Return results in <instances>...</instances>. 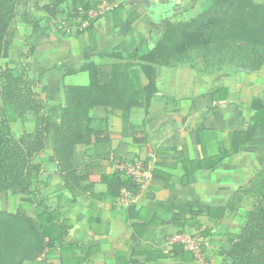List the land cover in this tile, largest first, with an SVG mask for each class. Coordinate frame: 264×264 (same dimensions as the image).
I'll return each mask as SVG.
<instances>
[{"label": "crops", "instance_id": "0c3cea01", "mask_svg": "<svg viewBox=\"0 0 264 264\" xmlns=\"http://www.w3.org/2000/svg\"><path fill=\"white\" fill-rule=\"evenodd\" d=\"M141 2L163 8L166 23L186 22L209 5L111 0L102 13L59 30L61 11L49 17L43 8L49 0H18L0 69L19 74L30 36L20 16L27 12L40 19L28 76L39 78L37 92L57 121L67 107L66 89L89 85L85 65L96 66L108 84L114 66L131 64L134 82L145 87L147 78L128 56L150 51L162 27ZM154 82L147 104L89 110L93 133L69 157L50 147L36 156L42 167L37 195L29 189L0 193L1 213L32 219L31 227L11 226L1 264H232L228 250L258 202L254 184L264 173V64L255 72L212 73L156 66ZM0 128L18 139L34 133L35 118L27 113L8 122L0 99ZM133 162L142 165L135 181L122 167ZM185 239L194 245L185 246Z\"/></svg>", "mask_w": 264, "mask_h": 264}, {"label": "trees", "instance_id": "16d2710c", "mask_svg": "<svg viewBox=\"0 0 264 264\" xmlns=\"http://www.w3.org/2000/svg\"><path fill=\"white\" fill-rule=\"evenodd\" d=\"M68 1H71V9H67ZM17 6L18 0H0V60L7 58L9 53L13 35L11 25ZM93 7V0H49L43 8L49 17L66 10L72 19L84 21ZM117 10L114 8L111 12ZM20 18L28 27L30 36L19 55L18 76L8 68L0 69V99L8 122L23 120L30 113L35 118V131L13 140L4 128H0V193L29 189L30 195H37L42 167L35 162L36 156L50 147L55 153L59 151L69 157L77 144L88 143L93 133L89 129L88 112L95 106L127 111L130 106L141 102L147 104L150 96L156 93V66L181 64L196 70L194 64L187 62L189 54L194 52L204 70L215 68L220 71L227 66L255 72L264 64V4H256L253 0H209L208 7L195 18L186 22H167L159 40L146 54L138 56L133 52L128 56L137 61L147 78L145 87L134 82V66L131 64L114 66L108 84L101 83L96 66L85 65L89 85L66 89L67 107L61 120L57 121L46 112L37 92L39 78L28 76L26 60L34 50L33 40L40 35V19L27 12H23ZM127 22L130 24L132 20ZM254 186L258 202L245 216L237 240L230 245L228 256L232 264H264V173ZM15 221L30 224V227L32 223V219L24 215L0 212V264L1 243L9 240ZM39 252H24L22 259L33 258Z\"/></svg>", "mask_w": 264, "mask_h": 264}, {"label": "built area", "instance_id": "2783aa9c", "mask_svg": "<svg viewBox=\"0 0 264 264\" xmlns=\"http://www.w3.org/2000/svg\"><path fill=\"white\" fill-rule=\"evenodd\" d=\"M111 0H93L94 2V7L89 10L87 12V14L90 12L93 13V14H100L103 12V10L105 8H108L111 5L110 3ZM79 13H81V9L78 8L77 10ZM77 21H80V19H72L70 18L69 21L67 22H59V21H56L55 24H57L59 27L58 29L59 30H64L65 28H68L70 26V24H75V22ZM123 167V170L125 171V173L127 174L128 177H130L133 181L136 180V178H138L141 170H142V165L141 164H138L137 162H133V163H126L124 164ZM182 243L185 245V246H190V245H194L193 244V241L191 239H185L182 241Z\"/></svg>", "mask_w": 264, "mask_h": 264}, {"label": "rangeland", "instance_id": "374dc122", "mask_svg": "<svg viewBox=\"0 0 264 264\" xmlns=\"http://www.w3.org/2000/svg\"><path fill=\"white\" fill-rule=\"evenodd\" d=\"M61 15L60 16H58V20L57 21H59V22H67V21H69V19L71 18L70 16H68V14H67V11L66 10H64L62 13H60ZM189 58H187V62H189V63H192V65L194 64L195 66H196V70L197 71H199V72H202V73H212V72H215L216 71V69L214 68V69H211V70H204L203 68H202V64L200 63V61H199V58L197 57V54L194 52V53H190L189 54V56H188ZM230 67H227V66H225V67H223V69L222 70H225V69H229ZM263 206H264V203L262 204Z\"/></svg>", "mask_w": 264, "mask_h": 264}, {"label": "water", "instance_id": "95a60500", "mask_svg": "<svg viewBox=\"0 0 264 264\" xmlns=\"http://www.w3.org/2000/svg\"><path fill=\"white\" fill-rule=\"evenodd\" d=\"M147 11L148 15L150 16V19L158 24L160 27H164L166 24V14L164 12L163 8H159L156 10H151L148 5H146L144 2L140 3Z\"/></svg>", "mask_w": 264, "mask_h": 264}]
</instances>
